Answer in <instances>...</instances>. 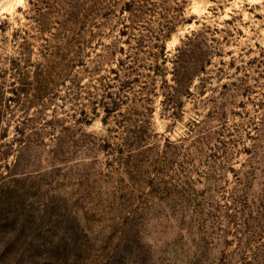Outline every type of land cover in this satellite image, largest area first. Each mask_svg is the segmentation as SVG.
Segmentation results:
<instances>
[{"label": "rangeland", "instance_id": "rangeland-1", "mask_svg": "<svg viewBox=\"0 0 264 264\" xmlns=\"http://www.w3.org/2000/svg\"><path fill=\"white\" fill-rule=\"evenodd\" d=\"M0 264H264V0H0Z\"/></svg>", "mask_w": 264, "mask_h": 264}]
</instances>
